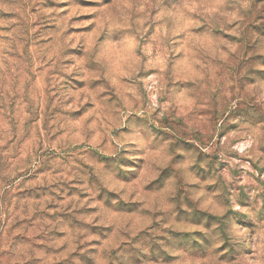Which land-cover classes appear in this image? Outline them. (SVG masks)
Segmentation results:
<instances>
[{
    "label": "clouds",
    "instance_id": "1",
    "mask_svg": "<svg viewBox=\"0 0 264 264\" xmlns=\"http://www.w3.org/2000/svg\"><path fill=\"white\" fill-rule=\"evenodd\" d=\"M0 264H264V0H0Z\"/></svg>",
    "mask_w": 264,
    "mask_h": 264
}]
</instances>
